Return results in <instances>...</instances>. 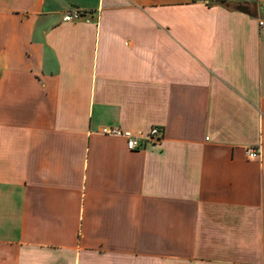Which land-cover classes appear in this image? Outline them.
<instances>
[{"label": "crops", "instance_id": "0c3cea01", "mask_svg": "<svg viewBox=\"0 0 264 264\" xmlns=\"http://www.w3.org/2000/svg\"><path fill=\"white\" fill-rule=\"evenodd\" d=\"M260 21L264 0H0V264H264Z\"/></svg>", "mask_w": 264, "mask_h": 264}, {"label": "built area", "instance_id": "2783aa9c", "mask_svg": "<svg viewBox=\"0 0 264 264\" xmlns=\"http://www.w3.org/2000/svg\"><path fill=\"white\" fill-rule=\"evenodd\" d=\"M84 14L80 11H73L65 15V22H73L79 20ZM260 28L264 29V21L259 22ZM101 133L106 136L123 138L126 140L127 149L130 151L139 150L148 144H156L164 139V129L160 127H153L149 133L133 134L130 131H125L116 127H107L102 129ZM247 157L249 159H257L260 157V149L249 148L247 150Z\"/></svg>", "mask_w": 264, "mask_h": 264}, {"label": "trees", "instance_id": "16d2710c", "mask_svg": "<svg viewBox=\"0 0 264 264\" xmlns=\"http://www.w3.org/2000/svg\"><path fill=\"white\" fill-rule=\"evenodd\" d=\"M224 6L230 10H236V11H247L249 9V5L245 4V3H225L223 2Z\"/></svg>", "mask_w": 264, "mask_h": 264}]
</instances>
